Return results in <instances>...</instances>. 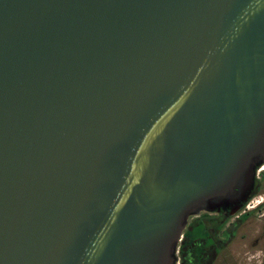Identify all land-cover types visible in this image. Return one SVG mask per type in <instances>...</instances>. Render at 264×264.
<instances>
[{
  "label": "water",
  "instance_id": "95a60500",
  "mask_svg": "<svg viewBox=\"0 0 264 264\" xmlns=\"http://www.w3.org/2000/svg\"><path fill=\"white\" fill-rule=\"evenodd\" d=\"M264 164V0H0V264H176Z\"/></svg>",
  "mask_w": 264,
  "mask_h": 264
},
{
  "label": "flooded vegetation",
  "instance_id": "af4514ba",
  "mask_svg": "<svg viewBox=\"0 0 264 264\" xmlns=\"http://www.w3.org/2000/svg\"><path fill=\"white\" fill-rule=\"evenodd\" d=\"M248 224L258 230L247 231ZM185 231L176 264H264V164L257 168L254 189L238 213L230 215L222 208L192 215Z\"/></svg>",
  "mask_w": 264,
  "mask_h": 264
},
{
  "label": "rangeland",
  "instance_id": "374dc122",
  "mask_svg": "<svg viewBox=\"0 0 264 264\" xmlns=\"http://www.w3.org/2000/svg\"><path fill=\"white\" fill-rule=\"evenodd\" d=\"M254 220H256V219H254ZM258 223H259V221H258ZM255 226H256V224H255ZM255 226L248 224L246 227V230L255 233L258 230V227H255ZM240 247H241V245H240Z\"/></svg>",
  "mask_w": 264,
  "mask_h": 264
},
{
  "label": "trees",
  "instance_id": "16d2710c",
  "mask_svg": "<svg viewBox=\"0 0 264 264\" xmlns=\"http://www.w3.org/2000/svg\"><path fill=\"white\" fill-rule=\"evenodd\" d=\"M186 232V231H185ZM185 241L183 240V242L181 243V248H180V250H181V252L182 253H184V251H185Z\"/></svg>",
  "mask_w": 264,
  "mask_h": 264
},
{
  "label": "built area",
  "instance_id": "2783aa9c",
  "mask_svg": "<svg viewBox=\"0 0 264 264\" xmlns=\"http://www.w3.org/2000/svg\"><path fill=\"white\" fill-rule=\"evenodd\" d=\"M183 237V236H182ZM181 240H182V238H181Z\"/></svg>",
  "mask_w": 264,
  "mask_h": 264
}]
</instances>
